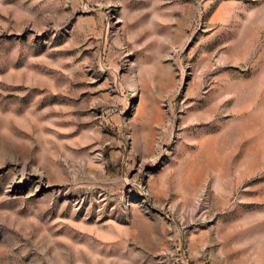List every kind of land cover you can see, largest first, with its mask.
I'll return each instance as SVG.
<instances>
[{"label": "rangeland", "instance_id": "rangeland-1", "mask_svg": "<svg viewBox=\"0 0 264 264\" xmlns=\"http://www.w3.org/2000/svg\"><path fill=\"white\" fill-rule=\"evenodd\" d=\"M0 264H264V0H0Z\"/></svg>", "mask_w": 264, "mask_h": 264}]
</instances>
